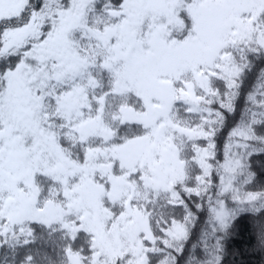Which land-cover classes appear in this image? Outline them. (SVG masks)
<instances>
[{
  "label": "snow or ice",
  "instance_id": "6c2138e0",
  "mask_svg": "<svg viewBox=\"0 0 264 264\" xmlns=\"http://www.w3.org/2000/svg\"><path fill=\"white\" fill-rule=\"evenodd\" d=\"M257 154L264 0H0V264H178L193 207L264 252Z\"/></svg>",
  "mask_w": 264,
  "mask_h": 264
},
{
  "label": "trees",
  "instance_id": "16d2710c",
  "mask_svg": "<svg viewBox=\"0 0 264 264\" xmlns=\"http://www.w3.org/2000/svg\"><path fill=\"white\" fill-rule=\"evenodd\" d=\"M254 79V77H253ZM251 86V80L246 84V89ZM244 94H241L237 101L238 111L236 119H240L239 109L243 108ZM231 123L225 124L220 132V143L223 145L224 137L228 136ZM252 171L255 176H247L244 179L253 180L249 187L259 189L264 186V154H257L253 157ZM243 183V180H241ZM233 216L226 229L213 231V224L206 211H197L192 208L194 220L191 222L189 234L184 242V253L178 259V264H192V258L201 260L217 256L221 264H264V252L254 250L253 243H250L251 226L246 217L254 215L259 207H233ZM248 225V227H246ZM219 243H212L213 240Z\"/></svg>",
  "mask_w": 264,
  "mask_h": 264
}]
</instances>
